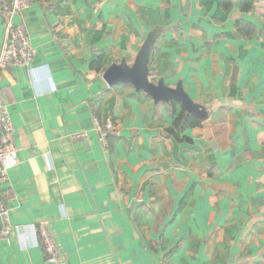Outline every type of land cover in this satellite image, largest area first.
Instances as JSON below:
<instances>
[{
	"label": "crops",
	"instance_id": "crops-1",
	"mask_svg": "<svg viewBox=\"0 0 264 264\" xmlns=\"http://www.w3.org/2000/svg\"><path fill=\"white\" fill-rule=\"evenodd\" d=\"M16 22L35 63L0 75L20 159L1 192L21 227L0 264H48L40 223L60 264H264V0H30ZM157 28L150 80L209 113L177 137L179 103L103 80ZM93 118L116 123L108 151Z\"/></svg>",
	"mask_w": 264,
	"mask_h": 264
},
{
	"label": "built area",
	"instance_id": "built-area-1",
	"mask_svg": "<svg viewBox=\"0 0 264 264\" xmlns=\"http://www.w3.org/2000/svg\"><path fill=\"white\" fill-rule=\"evenodd\" d=\"M29 7L30 0H0V18L5 32V40L0 54V75L10 66L31 69L35 63L34 50L27 30L23 24L16 22V17L23 14ZM8 107L0 86V243L21 230V227L11 223V212L1 192V187L9 180L10 172L20 164L16 131ZM93 125L103 151H108L110 137L117 131L115 121L112 118L105 120L93 118ZM36 229L46 262L60 264L62 252L50 225L40 223Z\"/></svg>",
	"mask_w": 264,
	"mask_h": 264
},
{
	"label": "water",
	"instance_id": "water-1",
	"mask_svg": "<svg viewBox=\"0 0 264 264\" xmlns=\"http://www.w3.org/2000/svg\"><path fill=\"white\" fill-rule=\"evenodd\" d=\"M167 31L157 28L150 32L133 65H128L126 59H122L120 63L110 66L103 75V80L110 87L118 84L132 85L138 93L151 97L156 104L171 103L172 101L179 103L188 115L195 117L202 124H206L209 113L202 105L196 103L187 94L180 81L175 88L166 85L161 79L154 83L150 80V59L152 51L158 39L165 35Z\"/></svg>",
	"mask_w": 264,
	"mask_h": 264
},
{
	"label": "trees",
	"instance_id": "trees-1",
	"mask_svg": "<svg viewBox=\"0 0 264 264\" xmlns=\"http://www.w3.org/2000/svg\"><path fill=\"white\" fill-rule=\"evenodd\" d=\"M173 102H171V103H173ZM192 125H193V121H191V119L187 115V113L184 112L182 115L175 118L174 130L169 131L168 134L173 135L174 137H177L176 136L177 134L182 133L185 129L189 128ZM111 137H110V139H111Z\"/></svg>",
	"mask_w": 264,
	"mask_h": 264
}]
</instances>
